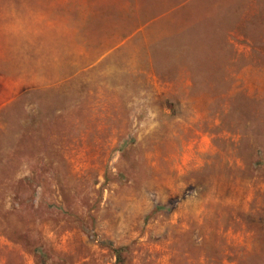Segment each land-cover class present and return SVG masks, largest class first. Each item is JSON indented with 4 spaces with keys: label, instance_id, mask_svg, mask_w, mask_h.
<instances>
[{
    "label": "rangeland",
    "instance_id": "374dc122",
    "mask_svg": "<svg viewBox=\"0 0 264 264\" xmlns=\"http://www.w3.org/2000/svg\"><path fill=\"white\" fill-rule=\"evenodd\" d=\"M0 264H264V0H0Z\"/></svg>",
    "mask_w": 264,
    "mask_h": 264
},
{
    "label": "crops",
    "instance_id": "0c3cea01",
    "mask_svg": "<svg viewBox=\"0 0 264 264\" xmlns=\"http://www.w3.org/2000/svg\"><path fill=\"white\" fill-rule=\"evenodd\" d=\"M116 1H124V0H116ZM125 1H130V0H125ZM132 1H136V2H139V1H150V2H161V1H163V2H165V3H171V1H175V0H132ZM248 2H249V0H247ZM167 9H170V10H172L173 8H171L170 6H169V8H167ZM145 15H150V16H154V17H158L159 15H160V13L159 12H156V11H151V12H149V13H147V14H145ZM230 18H240V17H242V14H241V9L240 10H237L235 13H233L232 15H230L229 16ZM151 18V17H150ZM236 22L237 21H235V20H231L230 22H228V24H230L231 26H233V27H235L234 25H236ZM142 25H144V23L143 24H139V26L138 27H140V26H142ZM225 28V25L223 26V29ZM123 30H121V32L120 31H118V32H120V33H124V32H122ZM223 33L224 34H226L227 33V31H226V29H224L223 30ZM121 35V34H120ZM118 36V37H120V39H122L121 38V36ZM123 35V34H122Z\"/></svg>",
    "mask_w": 264,
    "mask_h": 264
}]
</instances>
